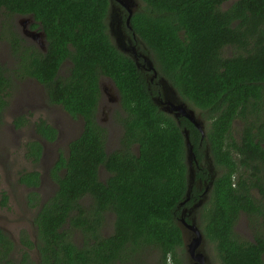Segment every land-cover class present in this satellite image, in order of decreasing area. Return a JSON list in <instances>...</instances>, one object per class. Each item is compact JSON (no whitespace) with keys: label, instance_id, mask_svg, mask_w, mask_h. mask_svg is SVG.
Wrapping results in <instances>:
<instances>
[{"label":"trees","instance_id":"16d2710c","mask_svg":"<svg viewBox=\"0 0 264 264\" xmlns=\"http://www.w3.org/2000/svg\"><path fill=\"white\" fill-rule=\"evenodd\" d=\"M137 3L129 33L137 34L140 51L154 61L158 75L153 80L112 41L111 0H0V15L32 16L33 27L45 33L44 49L25 42L12 30L11 19L1 21L3 28L10 27L6 38L18 67L10 71L0 59V120L18 78L35 79L49 104L84 122L67 153L60 151L49 170L58 185L54 195L43 201L33 190L42 182L40 171H25L20 178L32 188L30 205L38 208L36 241L26 236L24 242L36 246L41 257L35 262L26 252L20 264L129 259L140 264L131 256L142 254L145 246L159 249L160 264H182L177 253L184 245L182 208L206 195L195 218L220 264H264V235L258 226L264 224V0ZM161 76L198 110L204 137L188 117L176 118L154 101L161 95ZM103 77L114 83L122 110H115V118L123 133L110 151L107 127L98 120ZM24 117L14 119L18 128L28 122ZM185 129L200 162L197 177L210 189L202 196L206 186L195 185L180 205L188 198ZM34 130L39 138L27 142V153L37 162L44 153L42 139L55 142L59 130L44 118ZM7 200L4 194L3 203ZM243 212L258 231L253 239L241 240L235 231ZM108 213L114 214L113 233L106 235L102 229ZM73 230L83 233L81 245L72 238ZM15 248L0 227V264H19Z\"/></svg>","mask_w":264,"mask_h":264},{"label":"rangeland","instance_id":"374dc122","mask_svg":"<svg viewBox=\"0 0 264 264\" xmlns=\"http://www.w3.org/2000/svg\"><path fill=\"white\" fill-rule=\"evenodd\" d=\"M227 4L228 3H226V5ZM7 19H11L13 22L12 30L19 31L20 36L24 38L25 42L45 47V37L40 36L39 39H37L33 37V33L29 32L27 34L24 31L25 28L27 29L28 27H25L21 20L24 22L25 20L31 22V18L28 16L14 15L13 18H10L3 13L0 15V59L10 71H15L18 67V62L16 63L17 57L15 52L10 49L9 41L6 38V33L9 32L10 27L6 25L3 28L1 22L4 21V23H6ZM31 23L34 22L32 21ZM229 48L232 51L236 49V47L232 46H229ZM68 64L69 61L64 64L61 70L62 73L65 71ZM148 72V76L151 77L152 71L148 70ZM155 78L156 77L153 79ZM16 79V91L11 95L9 104L5 107L4 114L0 120V226L15 240L16 248L13 251V257L18 260L21 254V249H19L18 245L20 231L25 230L33 235L35 229L33 219H35L36 215V208L33 209L34 206H31L29 201V194L32 188L25 187L23 183L21 184L20 178L25 171L38 170L42 173V182L39 187L33 190L38 192L39 199H43V201L54 195L58 185L51 177L49 170L55 159L58 158L59 152L62 151L64 154L67 153L68 144L81 133L83 120L81 117H71L59 105L49 104L46 101V93L42 85L35 79ZM102 83V98L98 109V120L102 125L107 127V150L110 151L118 147V139L121 135V130L118 120L116 118H111L110 112H105L103 110L106 108L105 104L109 106L115 105L113 108L117 107V101L111 100V98L114 99L116 96V91L113 88L112 82H110L107 77L102 78ZM189 106L193 108L198 115V110L191 105ZM19 115H24V118L27 119L28 122L25 123L23 127L16 128L14 126V119L18 118ZM40 118H44L48 122L54 124L59 130V135L55 142L43 141V157L39 161L34 162L28 157L27 142L33 138H38L34 130V123ZM135 148H137V146ZM100 175L102 178H105L107 173L102 169ZM4 194L8 195L7 204H4L2 201ZM83 203L88 204L89 198L85 197ZM197 208L192 210L191 213L193 216H196V218L198 215ZM113 220L114 214L108 213L106 225L102 229L103 234L109 235L113 233ZM246 223H248L247 227H245ZM243 227L245 232L241 234L239 232ZM254 227L255 226H252L247 215H240L236 224V230L240 236L239 238L250 239ZM184 235L185 240L189 242L192 235L191 231L185 228ZM72 238L79 245L84 242V236L80 230H73ZM205 247L207 249V242H205ZM208 248L209 258L212 264H220L213 245L211 246V250L210 246ZM177 253L182 264H193L188 252L187 243L178 247ZM131 257L132 259L136 258L140 264L146 263L147 260L150 264H160L161 253L157 247L145 246L143 247L142 254ZM129 263L131 264L130 259ZM129 263L116 262L115 264Z\"/></svg>","mask_w":264,"mask_h":264},{"label":"water","instance_id":"95a60500","mask_svg":"<svg viewBox=\"0 0 264 264\" xmlns=\"http://www.w3.org/2000/svg\"><path fill=\"white\" fill-rule=\"evenodd\" d=\"M118 4H122L128 8L129 14L126 18V27H124L120 19V13L118 12ZM137 6H138L137 0H111L109 32L112 41L115 43L117 48L122 52H124L125 54H127L128 56L132 57L135 60L137 66L141 70L146 69L152 71V75L149 78L153 80V78L158 75V70L155 67L154 61L152 60L149 53L140 51V45L138 44L137 34L135 32L132 34L128 33V30L132 29L131 17L134 12V9ZM139 55H143L145 57V61H141ZM160 82L162 84L161 95L153 96L154 101L161 107V109L174 115L176 118H178L179 116L188 117L191 121L195 123V125L201 131L202 136L204 137L206 135L205 125L201 117L197 115L196 111L188 105V103L179 94L176 87L173 84H171L166 77L161 76ZM184 131H185V144H186V162L188 165L187 195H189L190 189L192 188V184L195 181V176H196L195 164L198 162V160L194 152L193 143L190 139L189 130L185 129ZM209 189H210V185H207L203 193V196L207 194ZM206 198L207 195L204 198H202L199 202L195 203L194 208L199 207ZM179 220H180L179 225L182 228V232H183L184 245L187 243L188 252L191 257L192 263L205 264L206 260L209 259L208 254L204 249L206 238L204 237L200 227L198 226L195 216H193L192 222L190 223H188L183 217ZM185 228L189 229L192 234L189 242L185 240V235H184Z\"/></svg>","mask_w":264,"mask_h":264},{"label":"flooded vegetation","instance_id":"af4514ba","mask_svg":"<svg viewBox=\"0 0 264 264\" xmlns=\"http://www.w3.org/2000/svg\"><path fill=\"white\" fill-rule=\"evenodd\" d=\"M118 12L120 13V19H121V21H122V24H124V20H123V18H124V15H125V13H128V8L126 7V6H124V5H122V4H118ZM30 18H31V22L33 21L34 23H31L30 21H28V20H25V22L23 21V20H21V22L25 25V27H28L27 29L25 28V32L28 34L29 32H31V33H33V37H35V38H37V39H39V37L41 36V37H45L44 35H45V33H44V31L43 30H41L40 29V27L38 26H36L35 28H33V24H35L36 23V21L32 18V16H30ZM126 21V20H125ZM26 24H27V26H26ZM40 30V31H39ZM128 30V29H127ZM40 32V33H39ZM130 32V30H128V33ZM38 33H39V35H38ZM133 33V32H132ZM45 43V42H44ZM41 47L42 48H44L45 49V47L44 46H42L41 45ZM140 54V53H139ZM139 58H140V60L141 61H145V57L143 56V55H139ZM109 79V81L110 82H112V80L110 79V78H108ZM156 79V78H155ZM101 85H103V83H102V81H101ZM112 85H113V88L115 89V91H116V96L114 97V99L113 98H111V100H113V101H117V104H116V108H113L114 106H109V105H106L105 104V109H103L105 112L107 111V112H110V116H111V118H115L116 116H117V114H116V111L115 110H118V109H120L121 110V104H120V95H119V92L117 91V89H116V87H115V85H114V83L112 82ZM113 108V109H112ZM122 111V110H121ZM121 116H125L124 114L123 115H121ZM118 117H119V115H118ZM114 120V119H113ZM84 123V122H83ZM14 126L16 127V128H18L15 124H14ZM119 127H120V130H121V134L123 133V127L122 126H120L119 125ZM82 130H83V127H82ZM79 136V135H78ZM121 136V135H120ZM119 136V137H120ZM77 137V136H76ZM75 137V138H76ZM39 138V137H38ZM47 141L46 139H42V142L43 141ZM49 142V141H48ZM118 144H119V139H118ZM199 165H200V162H199V164H198V162L195 164V170H196V176H195V181L193 182V184H192V188L190 189V193H191V191H192V189H193V187L195 186V185H197V186H199L200 187V189L205 185V186H207V182L205 181V180H203L201 177H197V170H198V167H199ZM209 168V167H208ZM209 169H212V168H209ZM32 171V170H31ZM22 184V183H21ZM25 187H26V185L25 184H23ZM188 196V198H186V200L185 201H183L180 205H185L186 204V201L187 200H189L190 199V194L189 195H187ZM202 196H203V193H202ZM201 200V199H200ZM199 202V201H198ZM195 203H197V202H195ZM194 203V204H195ZM194 204L192 205V206H190V207H184V208H182V212H181V216L179 217V219H181L182 217L188 222V223H190V222H192V219H193V215L191 214L192 213V210H194L195 208H194ZM36 207H33V209H35ZM38 212V208H36V215L38 214L37 213ZM243 214H245L244 212L241 214V215H243ZM36 215H35V217H36ZM246 215V214H245ZM189 220H191V221H189ZM34 221H35V219H33V225H34V227H35V229H34V231H33V235L31 234V233H29V232H26L25 230H22V231H20V234H19V237H18V245H19V249H21V254L19 255V257H18V263L20 264V262H21V260L23 259V255H24V253H26V252H28L29 253V255H30V258L32 259V261H35V262H39V260H40V254H39V250H38V248L36 247V246H34V247H31V246H29V244H26L25 242H24V239L26 238V236L27 237H29V238H31L32 240H34V241H36V233H37V227L35 226V223H34ZM257 224H258V222H256ZM252 224V223H251ZM248 226V223H246V225H245V227H247ZM253 226V225H252ZM258 226L261 228V234H263L264 235V224H262V223H260V224H258ZM1 227V226H0ZM2 228V227H1ZM235 231H236V233H237V236H238V238L240 237L239 236V234H238V232H237V230H236V225H235ZM245 232V229H244V227H243V229L239 232V233H244ZM255 233H258V231L256 230V227H254V231H252V236H251V238L250 239H253V237H254V234ZM245 235H248V234H245ZM12 238V237H11ZM240 239V238H239ZM14 240V239H13ZM242 240V239H241ZM15 241V240H14ZM206 242H207V240H206ZM208 243V242H207ZM208 247H209V244H208ZM207 247V249H206V247L204 248L205 250H206V252H207V254H208V257H209V248ZM264 255V254H263ZM172 258L171 257H169V262H172V260H171ZM205 264H212V261H211V259L209 258V259H207L206 260V262H205Z\"/></svg>","mask_w":264,"mask_h":264},{"label":"clouds","instance_id":"9594fccd","mask_svg":"<svg viewBox=\"0 0 264 264\" xmlns=\"http://www.w3.org/2000/svg\"><path fill=\"white\" fill-rule=\"evenodd\" d=\"M28 17H30V16H28ZM33 18V17H32ZM34 19V18H33ZM152 73V72H151ZM157 77V76H156ZM152 80V79H151ZM159 80H160V77H159ZM161 83V82H160ZM161 91H162V89H161Z\"/></svg>","mask_w":264,"mask_h":264}]
</instances>
